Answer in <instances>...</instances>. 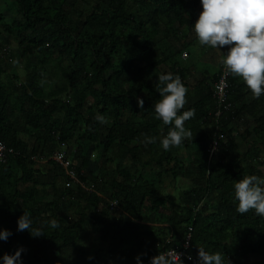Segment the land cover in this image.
<instances>
[{"label": "trees", "instance_id": "trees-1", "mask_svg": "<svg viewBox=\"0 0 264 264\" xmlns=\"http://www.w3.org/2000/svg\"><path fill=\"white\" fill-rule=\"evenodd\" d=\"M78 1L88 7L68 0H14L20 18L7 23L0 14V39L13 36L24 62L23 77L10 74L5 66L14 55L0 41V141L15 152L0 163V229L13 233L0 240V256L23 246L29 254L24 264H136L141 253L150 264L159 252L183 250L190 236L184 264L197 260L201 245L224 252L225 264H264V216L255 210L240 213L234 198L239 179L263 177L264 97L251 98L241 78L227 70L228 97L218 107L215 87L224 76L222 63L202 70L204 79L196 85L189 83L192 69L182 62L199 42L194 24L200 0ZM172 37L184 39V45L167 56L161 40ZM168 72L194 88L181 112L194 108L195 116L185 121L191 136L164 150L160 138L172 125L157 117L155 104L158 76ZM136 97L144 99L143 108ZM218 111L224 114L217 123ZM98 114L106 123L96 119ZM146 135L156 141L145 143ZM65 147L68 169H74L70 160L82 161L75 179L53 159ZM89 147L103 150L108 160L98 175L89 170ZM182 149L191 152L188 162ZM149 168L157 171L155 180L142 178ZM165 175L191 187L182 192L174 215L157 219L170 226L169 233L147 234L145 217H158L164 209ZM112 200L118 208L111 207ZM99 208L101 221L108 219L109 225L96 231L88 252L82 242L88 226L97 224L91 213ZM118 209L121 214L111 219ZM24 211L36 226L56 218L61 227H46L43 236L33 238L28 230L17 231ZM69 213L74 217L67 219Z\"/></svg>", "mask_w": 264, "mask_h": 264}, {"label": "clouds", "instance_id": "clouds-1", "mask_svg": "<svg viewBox=\"0 0 264 264\" xmlns=\"http://www.w3.org/2000/svg\"><path fill=\"white\" fill-rule=\"evenodd\" d=\"M202 11L194 24V31L200 45L211 46L223 55L221 63L227 70L241 78L252 94H264V0H200ZM160 99L155 104V113L165 125H172L166 135L160 138L164 150L178 146L191 136L185 121L195 116V109L181 112L187 103L189 89L179 74L161 73L158 76ZM138 106L143 108L144 99L136 97ZM96 119L106 123L104 115ZM156 137L145 136V143H153ZM234 198L237 210L264 216V177L256 174L246 175L234 184ZM113 202V201H112ZM17 231L28 230L33 238L43 236L46 227L59 229L61 223L56 218L34 223L28 212L17 220ZM13 235L9 229H0V240L7 241ZM26 249L18 247L14 253L0 256V264H24L22 253ZM141 253L135 257L136 264H144ZM189 260L191 256L187 257ZM88 259H92L89 257ZM229 262V260H228ZM150 264H184L177 251L159 252L151 257ZM197 264H225V253L212 251L201 245L198 247ZM230 264V262H229Z\"/></svg>", "mask_w": 264, "mask_h": 264}, {"label": "rangeland", "instance_id": "rangeland-1", "mask_svg": "<svg viewBox=\"0 0 264 264\" xmlns=\"http://www.w3.org/2000/svg\"><path fill=\"white\" fill-rule=\"evenodd\" d=\"M70 3H74L77 5V7L80 8H87L88 6H85L86 4H84L83 2H80L78 0H68ZM17 7L15 5L14 0H0V14H4V18L5 21L7 23H10L13 19H19L20 17L17 15ZM194 36H190V40H193ZM1 44H2V48L3 47H9V49L11 50L12 54L14 55V62H9L8 65L5 66V68L7 69V71L12 74L14 71L15 73H18L19 75H21V77H23V65L24 62L22 60L19 59V49H18V43L15 40V38L13 36L4 34L2 36V38L0 39ZM195 41V40H194ZM183 42L184 39H176L174 37L172 38H163L161 40V44H160V50L164 52V54L171 55L172 53H177L179 50L182 49L183 47ZM0 47V49H1ZM191 53H190V58H188V61H184L182 62L184 66H198L199 69L204 70L205 68L208 70H212V65H214L213 63H215V61L221 65V59H219L220 55H223L221 52H219L218 50L214 49V48H210V47H203V45H200L199 42H196L192 47H191ZM179 59V58H177ZM53 84L47 83L45 85V90L47 92H49L52 88ZM260 97H264V95L262 94ZM251 98H256V96H254L252 94ZM245 127H241L239 130V133H236L235 135H239L241 133H243V131L245 130ZM238 137V136H237ZM28 140V138H26ZM92 147V146H91ZM91 147H89L86 151L87 153V157H89V160L91 161V165L89 167V170L94 173V174H100L102 167L104 166H109L108 164V160L106 157H104L103 155V150L99 149L98 151H91ZM75 147H71L70 151H74ZM241 153H245L246 152V148L244 146L241 147ZM69 149L67 147L63 148L61 150L62 153H64L66 156L69 155L70 153ZM183 153L182 156L183 158H185V161L188 162V157L190 156V150H185L182 149ZM262 166H259L260 171H262L263 173V177H264V156H262ZM46 162V161H45ZM82 161L80 159H76L74 160H70V164L72 165V167L75 169L76 167H79L81 165ZM125 165L127 166V168L133 167L132 163L129 161L125 162ZM49 167L47 165V163L43 164L41 166V168L43 169L44 173H46L47 168ZM142 174V178L147 180V181H152L155 180L157 177V171L155 170H151L146 169L144 172H141ZM69 187H73L76 188V184L75 183H68ZM191 187V184L189 182H187L186 180L180 178L178 181H175L172 177H169L167 175H165V184H164V188L163 191L161 193V196L166 200L165 205H164V209L161 211V215L157 216H149V217H145L144 221L142 222V228L143 231H145L147 234L150 231H154L157 232L158 234H165V233H169L170 227L168 224L161 223L160 221H157L158 218H160L162 215L169 216V215H174V213L176 211H178V205L180 204V197L183 191L188 190ZM109 201V199H107ZM213 198H210L208 200V202L212 201ZM114 201V200H112ZM117 201V200H116ZM111 202V201H110ZM92 212V211H91ZM101 209L99 208L98 210H93L92 217L93 220L96 221L97 224H90L88 226L87 229V235L86 237L83 239L82 245L83 247H85V249L90 252L92 249V244L94 242V240L97 238V234L96 231H98V229L101 227H107L109 225L108 223V219L107 222H102V215H101ZM122 210L120 211L119 209L117 211L112 212L111 214V219H113V217H118L121 214ZM74 217L73 214L68 215L67 219H70ZM110 221V220H109ZM158 237V235H157ZM0 249H1V244H0ZM22 257L23 259H28L29 258V254H24L22 253Z\"/></svg>", "mask_w": 264, "mask_h": 264}, {"label": "built area", "instance_id": "built-area-1", "mask_svg": "<svg viewBox=\"0 0 264 264\" xmlns=\"http://www.w3.org/2000/svg\"><path fill=\"white\" fill-rule=\"evenodd\" d=\"M183 57H186V55L184 54ZM224 76L223 78L220 80V82L216 85L215 87V98L217 99V104H218V107H222L225 103H226V100H227V97H228V90H229V84L227 82V68L224 67ZM222 114H224L223 112L221 111H218V113L216 114V122L218 123L220 120V117L223 116ZM219 131V130H217ZM219 139H216L212 146H211V149H210V155L213 156L216 154L217 152V149H218V145H219ZM14 150L13 149H9L8 147H6V145L0 141V163H6L7 160H8V157L12 156L14 154ZM54 161L61 167V168H65V169H68V162H67V158L65 156L64 153L62 152H57L54 157H53ZM68 174H70L73 179H75L76 177V172L75 170H71V169H68ZM118 201H113L111 203V207L114 209V208H118ZM189 241H190V236L187 237V240L186 242H184V247H183V250H175L177 251L178 253L181 254V259L184 260L185 259V256H186V251L189 247ZM170 251V250H168ZM166 251V252H168ZM193 264H197V260H194Z\"/></svg>", "mask_w": 264, "mask_h": 264}, {"label": "crops", "instance_id": "crops-1", "mask_svg": "<svg viewBox=\"0 0 264 264\" xmlns=\"http://www.w3.org/2000/svg\"><path fill=\"white\" fill-rule=\"evenodd\" d=\"M222 55L219 56V59L221 58ZM214 65H212V69H218L220 67V65L215 61V63H213ZM192 79L189 81V83H191V86L196 85L198 82L202 81V79H204V75L201 69L198 68V66H192ZM194 88L191 87L189 89V95L191 94L192 96H194Z\"/></svg>", "mask_w": 264, "mask_h": 264}]
</instances>
